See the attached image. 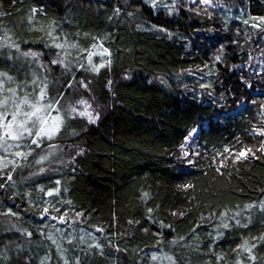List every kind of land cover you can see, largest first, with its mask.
<instances>
[{"label": "trees", "instance_id": "1", "mask_svg": "<svg viewBox=\"0 0 264 264\" xmlns=\"http://www.w3.org/2000/svg\"><path fill=\"white\" fill-rule=\"evenodd\" d=\"M178 3V10L169 17L165 9H152L144 0H0V12L8 13L0 17V25L12 30L21 52L42 54L34 61L15 49L0 48V71H7L18 83L27 80L29 91L34 76L46 81L53 100L63 95L62 112L67 103L83 98L100 114L95 124L81 117L66 120L53 141L63 148L57 153L63 163L53 160L44 165L57 171L40 174V166L33 161L14 174L15 187L9 184L6 191L0 190V211L12 207L18 213V218L0 216V264L24 260L64 264V258L75 264L77 256L82 264H169L166 259L153 261V253L173 256L178 264H236L238 255H243L244 264H252L246 253L233 249L243 239L264 232L258 212V202L264 200V158L240 164L239 171L225 169L223 175L210 164L225 146L236 145L238 140L251 146L260 139L252 138L251 128L264 119L260 113L264 67L256 62L261 60L258 53L264 43L250 21L248 26L242 21L264 16V0H214L220 6L208 9L211 19L203 11L196 15L203 5H192L190 0ZM116 7L121 8L119 17H114ZM32 8L43 11L29 24ZM129 11L134 17L127 16ZM152 25L166 27L173 37L151 31ZM52 28L58 42L67 38L69 44L77 45L63 51L70 53L67 58L78 69V80L91 82L90 91L69 90L70 79L47 62L57 51L47 35ZM245 33L250 41L246 42ZM235 40L239 45L232 43ZM94 43H103L112 52L111 64L99 72L91 71L84 52L92 50ZM221 44L227 46V54L217 64L214 56ZM93 62L103 61L94 56ZM234 65L238 67L233 69ZM125 75L130 78L124 79ZM201 77L212 84L219 103H213L208 90L199 87ZM241 77L252 86L242 85ZM193 128L198 131L191 139L200 155L191 157L192 165L185 162L180 175L177 149ZM81 149L84 154L77 156ZM57 179L61 193L47 197L45 193L56 186ZM187 182L195 187L187 191L177 187ZM144 193H148L146 199ZM254 203L256 209L245 210ZM53 206L61 210L59 215L66 213V223L41 219L42 209ZM148 208L153 209L151 220ZM173 211L185 215L173 216ZM225 211L229 216L240 211L242 223L251 212L253 222L247 228L224 230L225 235L213 242L219 222L213 213ZM161 224L171 228H161ZM145 228L149 231L144 232ZM72 230V244H60L59 234L66 237ZM28 231L33 233L31 240ZM78 231L89 239L84 246ZM49 235L56 244L47 239ZM254 242L258 244L253 250L255 264H264V245ZM96 243L103 246L102 255L100 249L88 247Z\"/></svg>", "mask_w": 264, "mask_h": 264}, {"label": "snow or ice", "instance_id": "2", "mask_svg": "<svg viewBox=\"0 0 264 264\" xmlns=\"http://www.w3.org/2000/svg\"><path fill=\"white\" fill-rule=\"evenodd\" d=\"M144 3L148 4L149 0H144ZM192 5H203L205 6L203 9L196 11V15H201V12L207 13V18L211 19L212 15L208 9L213 7H218L220 5L214 3V0H190ZM150 7L152 9L163 8L167 11L169 17L173 16L175 12L179 8L178 0H172L171 4L162 3L161 0H150ZM38 11H43V8L37 9L32 8V16L29 17L28 23H34L35 14ZM189 11H192L190 8ZM8 13L0 12V17L6 16ZM121 15V8L116 7L114 9V17H119ZM135 13L129 11L127 13L128 17H134ZM114 17H109V19H113ZM253 23H251L250 27L255 29L258 34L264 35V16L261 17H251ZM243 24L248 26L249 20L244 19ZM139 27V26H137ZM151 31H155L158 33H163L169 38L173 37V33L168 31V29L164 26L152 25ZM55 29L52 28L47 32L48 37L52 41L51 47L56 49L64 50L66 48H76V44H69L67 38L64 39L63 42H58L59 37L54 35ZM199 31V30H197ZM0 48H10L15 49L17 52H21L20 44L16 43V38L12 30L8 29L4 25H0ZM239 35V32L237 33ZM95 39V38H93ZM245 40L250 41L251 36L245 33ZM232 43L239 45V41L235 40ZM47 46V45H46ZM226 45L221 44L218 51V54L214 56V61L219 64L222 62L223 57L226 53ZM96 49H100V51H96ZM86 59L89 67L92 72H99L101 68H104L106 64H111V56L112 52L109 47H105L103 43L93 44L92 50L85 49ZM21 55L24 57H31L34 61L39 60L42 55L39 52L27 51L21 52ZM70 55L69 52H64V57L62 58L59 53L56 54V58L50 60L51 65H61L65 69L68 68V63L66 62V57ZM261 55H264V50L261 51ZM94 56H100L102 59V63L95 64L93 62ZM104 57H108L107 60H104ZM9 59H12L9 56ZM252 59L251 54H249V60ZM41 68H44L43 64H40ZM81 68L84 67L83 64L80 65ZM236 65L233 66L235 69ZM208 75H213L212 73H208ZM128 75L124 76V79H129ZM241 84L246 87H251L252 85H245V78L241 77ZM80 86L87 91H90L89 84L90 81L81 80ZM112 81L109 80L108 84L111 86ZM163 83V82H162ZM15 84V86H11ZM39 85V86H38ZM32 90L29 91V83L25 80L22 83H18L16 77L10 75L7 71H0V173H3V177L0 178V190L6 191L9 187V184H12L15 187L14 182V174L17 171H22L26 167L32 166L34 161L35 165L40 166L38 172L40 174L45 173L46 171H57L55 168H46L44 165L46 162L51 164L53 160L63 163L57 155V153L63 152V148L53 143L54 139H56L61 132L65 128V122L67 119L74 118L71 114H79L80 116H86L89 124H95L100 119V114L97 110L93 109L92 104L86 99H79L76 101L77 104L83 106V110L78 109L75 104H70L69 108L66 112H62L60 105L63 100V95L59 99L53 100L48 94V84L46 81H40L38 77H35L31 80ZM38 86V90H37ZM68 87H71V83L68 84ZM199 87L203 90H208L207 95L213 99V103H219V101L215 97V90L211 83H204L203 77H201V82ZM195 98V97H194ZM223 98V95L221 96ZM252 103H256V101H252ZM53 113H56L53 115ZM260 113L261 116L264 117V104L260 105ZM197 129H191L188 134L184 137V142L179 145L177 149L179 155L176 156V164L180 165L177 171L180 175H183V165L185 162L188 165H192L194 162L191 159L193 155L199 156V152H191L186 148L188 145L190 138H193L197 134ZM251 136L253 139L260 138L257 144L254 145H246L242 144L239 140L236 145L233 146H225L223 151H218L216 156L213 157V160L210 166H215V171L217 174L223 175L225 169L230 167H236V170L239 171L238 166L242 163H246L251 160H260L264 158V119H262L259 125H253L251 128ZM47 142V150L44 149V144ZM39 150V151H38ZM83 149L76 152V155H83ZM218 157V159H217ZM71 160H75V157H71ZM75 168H73V172ZM37 173H31L30 175H36ZM179 178V177H178ZM55 187L50 188L45 195L47 197H55L59 195L62 191L60 185L61 181L57 179L55 181ZM178 188L187 191L189 189H193L195 185L191 182L183 183L177 185ZM40 191H44L43 188ZM148 193L143 194V198H147ZM45 203H50L49 201H45ZM70 203V202H69ZM257 205L249 204L245 206V210L256 209ZM59 208L53 207H44L41 212V219H51V220H59L61 223H66V213L64 215H59ZM51 212H56L58 215H50ZM258 212L260 221L264 222V200H260L258 202ZM148 219H152L153 209L148 208ZM173 216L183 217L185 215L184 212L173 211L171 213ZM77 216H81V213H77ZM213 215H217L218 224L214 227L215 235L212 236L213 242L220 240L224 235V230H229L233 226L247 228L249 224L253 222V216L251 212H249L247 217H244V221L242 223V213L237 211L229 216L228 212H220L219 214L213 213ZM0 216L3 217H16L18 218V213L13 211L12 207H9L6 211H0ZM129 224H132L133 221H129ZM139 223V221H136ZM168 227L171 228V225H163L161 224V228ZM199 227V225L197 226ZM20 231V229H16ZM59 231V229H57ZM99 232H103V229H97ZM149 229L145 228L144 232H148ZM193 234L195 235V229L193 230ZM43 235V233H41ZM88 235H91L90 233ZM158 235H162V233H158ZM26 236L31 240L33 237V233L31 231L26 232ZM63 238V237H62ZM47 239L51 240L53 244H56V240L52 235H49ZM95 240V237H92ZM183 239V238H181ZM254 241H259L261 245H264V232L259 235H254L249 238H245L241 243L236 245V248L233 249L237 254H247V260L255 264L257 257L253 254V250L258 247V244ZM80 242H85V237L82 235L80 237ZM68 243L72 244V239H68ZM111 241H109V244ZM161 241L157 240V244H160ZM171 243L175 244L176 241L173 240ZM89 248L100 249L101 255L103 254V246L99 243L89 245ZM57 250L63 253L65 250L61 248L59 244H57ZM120 251L119 247L116 249ZM151 259L156 261L158 259H166L169 261V264H178L176 258L170 255H163L158 257L155 253L152 254ZM218 260L222 259V257H217ZM21 264H31L30 260H24ZM41 264H44L41 261ZM64 264H69L67 258H64ZM75 264H82V259L80 256L76 257ZM236 264H244L243 255H238L236 260Z\"/></svg>", "mask_w": 264, "mask_h": 264}, {"label": "rangeland", "instance_id": "3", "mask_svg": "<svg viewBox=\"0 0 264 264\" xmlns=\"http://www.w3.org/2000/svg\"><path fill=\"white\" fill-rule=\"evenodd\" d=\"M161 2H162V3H168V4H171V3H172V0H161ZM149 3H150V0H149ZM218 7H219V6H218ZM218 7H216V9H217ZM247 19L250 21V23H253V21H252L250 18H247ZM260 39H261V41H263V43H264V35H262ZM56 50H57V51H56L54 54L59 53L60 56L63 58V57H64V52H65V51L60 50V49H56ZM262 50H264V46L261 48V51H262ZM96 51H100V49H99V50L96 49ZM258 55H259V58H260L261 60H260V62H258V61L256 60V62H257V63L259 64V66H261V68H262V67H264V55L262 56V55H261V52H259ZM67 57H68V56H67ZM67 57H66V62L68 63V68H67V69H65V68H64L63 66H61V65H51V64L49 63L50 60L56 58V55H55V58H51V59L47 60V62L49 63L50 66L58 67V69H60V71L64 72L65 76L68 77V78L70 79V80H69V83H71V87H70L69 90L75 91V90H78L79 87H81V86H80V83H79V82H80V79L78 80V77H77V75H76L78 69L75 67V64H74V63H72L70 60H68L69 58H67ZM95 63H98V62H95ZM81 88H82V87H81ZM78 100H79V99H77V101H78ZM70 104H75V106H76L78 109H80L81 111L83 110V106L77 104L76 101H75L74 103H67V106H66L65 112L68 110ZM53 115H55V113H53ZM71 116H74V118H77V117L80 118V117H81V118H86V119H87L86 116H80L79 114H71ZM186 148H187L189 151H191V152H197V150H198V146L196 145V141H195L194 139H191V138H190L188 145H186ZM73 233H75L74 230H72V232H70V234L67 235L66 237L61 236L62 233H60L58 237H64V238L60 239L59 243L62 244L64 241H68V239H70V235L73 234ZM76 233L78 234L79 239H80V237H81L82 235L85 237V242H84V243H81L83 246H84L86 243L89 242V239H88V237H86V234H84V233L81 232V231H78V232H76Z\"/></svg>", "mask_w": 264, "mask_h": 264}]
</instances>
